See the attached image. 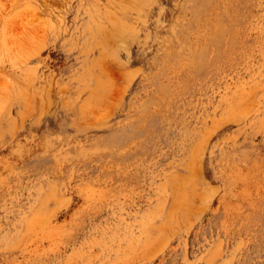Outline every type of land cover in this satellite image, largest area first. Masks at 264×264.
I'll return each instance as SVG.
<instances>
[{"label":"rangeland","instance_id":"1","mask_svg":"<svg viewBox=\"0 0 264 264\" xmlns=\"http://www.w3.org/2000/svg\"><path fill=\"white\" fill-rule=\"evenodd\" d=\"M0 264H264V0H0Z\"/></svg>","mask_w":264,"mask_h":264}]
</instances>
